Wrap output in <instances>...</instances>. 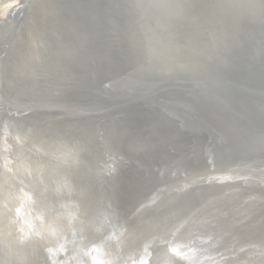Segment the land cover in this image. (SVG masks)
<instances>
[{
	"label": "water",
	"instance_id": "1",
	"mask_svg": "<svg viewBox=\"0 0 264 264\" xmlns=\"http://www.w3.org/2000/svg\"><path fill=\"white\" fill-rule=\"evenodd\" d=\"M193 6L23 0L7 18L0 14V143L21 154L36 148L46 169L21 154L10 164L36 184L52 180L58 189L33 198L79 223L47 244L11 243L3 232L0 264L10 259L6 247L17 250L15 264H251L255 257L240 244L261 241L264 225L236 214L253 196L203 221L241 194L237 185L203 213H189L183 226L174 223L206 179L232 170L238 179L264 174V116L252 109V100L264 104V17L251 18L216 61L198 50ZM29 46L35 54L25 62ZM57 142H66L62 150H52ZM9 170L0 165V188L18 199Z\"/></svg>",
	"mask_w": 264,
	"mask_h": 264
},
{
	"label": "bare ground",
	"instance_id": "2",
	"mask_svg": "<svg viewBox=\"0 0 264 264\" xmlns=\"http://www.w3.org/2000/svg\"><path fill=\"white\" fill-rule=\"evenodd\" d=\"M2 1L3 6H7L5 10L0 13L1 18L3 19L8 17L13 8L19 6L23 2V0H0V2ZM193 1L194 6L192 9V15L193 18H195V22L198 19L197 26L201 29L202 36L200 37L203 39L202 43H198L200 48H198V50L200 53L204 52L205 54H208L210 52V54H214L216 61H219V54L226 48L233 47L240 42L245 33H243V29L244 31H247L245 29V24L249 22L251 18L264 17V0ZM195 6L196 8H194ZM0 43H2L1 38ZM191 43L194 44L195 42L191 39L185 40V44L188 47ZM28 49L29 51L24 59L25 62L26 59L29 60L30 55L32 56L35 54L33 46H29ZM3 92L10 94V91L6 86H4ZM252 107L257 115L264 116V104L252 100ZM11 127L16 133L20 131L18 123L13 122ZM40 131L41 130L38 128H35V130L31 128L30 133L33 135H39ZM51 138L52 140H55L53 136ZM65 143L66 142H57L52 150H62ZM49 145H51V143ZM26 146L30 151H36L34 146ZM20 152H22L21 149H12V146L8 145L6 142L2 144L0 143V153L3 155L0 165L3 172L9 170L8 167H12L10 159L15 155L21 154ZM31 152H26L27 154L23 152L21 154L23 160L34 165L36 168L41 166L46 169L49 163L47 161H41L40 158L33 155ZM31 155L34 157L32 158ZM62 161L66 162L65 159ZM254 161L261 160L257 158ZM12 164L14 165V168L18 169L15 162H12ZM13 167L9 170V173L13 172V175L11 174L10 177L17 179L18 185L15 188L12 184L11 186L13 187L14 192L17 191L18 199L14 197L13 190L0 188V192H2L3 195V201L0 205V234L4 232V236L10 238L8 241L11 240V243L12 241H16V243L18 242L20 245L35 244L38 242L47 244L52 240L54 241L55 238L65 240V234L71 230V228L73 230V228L79 226L77 220H75L72 214L67 211L59 212L57 215L49 214L45 211L46 203L43 201H37L33 198V195H38L39 198H44V195L47 194L49 190H56L58 187L52 180H50L48 186L44 183L36 184L32 180V177L25 174L22 169H18L14 172ZM18 173L24 176L26 180L18 178ZM238 174L239 171L232 170L216 174L203 181L200 184L205 188L203 189V192L200 190L193 194L195 190L192 191L191 197L194 196V198L188 204L184 205L182 212L179 214L174 224H177L178 227L183 226L184 222L188 219L187 215L189 213L196 212V214H198L201 209L203 213L204 208H206L208 204L216 201V196L224 192L226 188L237 185L241 194L231 198L226 204L210 210L209 214L204 215L205 219L203 221H217L229 212L231 206L240 203L247 197L250 198L253 196L254 200L251 204L237 212V218L249 215L248 218L251 219L253 226L264 225V174L255 172L240 179L237 178ZM55 177L61 178L62 176L59 174ZM257 205H261V207L258 209ZM20 221L23 224H21ZM80 237L81 234L76 233L73 240H77ZM240 246H242L241 251H247L246 253L255 257L254 259H251V264H264V237L259 242L244 243L242 245L240 244Z\"/></svg>",
	"mask_w": 264,
	"mask_h": 264
},
{
	"label": "clouds",
	"instance_id": "3",
	"mask_svg": "<svg viewBox=\"0 0 264 264\" xmlns=\"http://www.w3.org/2000/svg\"><path fill=\"white\" fill-rule=\"evenodd\" d=\"M5 255L10 258L9 261L6 262V264H15V260L18 256V252L16 249L11 247H6Z\"/></svg>",
	"mask_w": 264,
	"mask_h": 264
}]
</instances>
